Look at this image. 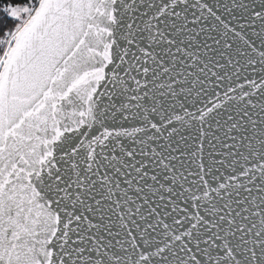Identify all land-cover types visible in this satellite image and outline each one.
<instances>
[{
	"label": "snow or ice",
	"instance_id": "1",
	"mask_svg": "<svg viewBox=\"0 0 264 264\" xmlns=\"http://www.w3.org/2000/svg\"><path fill=\"white\" fill-rule=\"evenodd\" d=\"M0 264H264V0H0Z\"/></svg>",
	"mask_w": 264,
	"mask_h": 264
}]
</instances>
